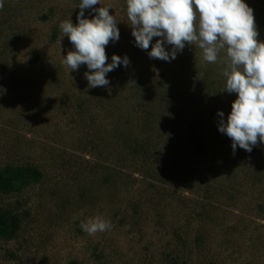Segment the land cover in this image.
<instances>
[{
	"label": "rangeland",
	"instance_id": "rangeland-1",
	"mask_svg": "<svg viewBox=\"0 0 264 264\" xmlns=\"http://www.w3.org/2000/svg\"><path fill=\"white\" fill-rule=\"evenodd\" d=\"M80 2L0 0V170L40 173L0 193L19 219L0 264H264V144L233 154L218 131L237 98L226 50L216 63L187 43L150 59L160 38L136 47L126 0H100L120 32L107 63L130 64L90 88L86 65L62 64L72 45L59 25L77 23ZM245 3L264 42V0ZM96 216L112 227L89 235L80 225Z\"/></svg>",
	"mask_w": 264,
	"mask_h": 264
},
{
	"label": "clouds",
	"instance_id": "clouds-1",
	"mask_svg": "<svg viewBox=\"0 0 264 264\" xmlns=\"http://www.w3.org/2000/svg\"><path fill=\"white\" fill-rule=\"evenodd\" d=\"M100 0H81L77 23L61 22L59 28L72 50L63 56L62 64L71 72L86 65L84 78L90 88L106 87L107 74L120 66L127 68L130 59L112 55L105 47L117 42L120 32L110 7L94 6ZM127 17L131 22L135 46L148 50L150 59L175 60L186 43L197 45L207 63H216L221 50H226V92L236 94L225 119L218 111V131L231 140L233 154L237 148L251 152L264 144V42L258 40L253 9L245 0H126ZM2 6V5H0ZM91 10L92 18L85 17ZM166 45L171 50H166ZM81 229L95 235L110 230L111 222L96 216L82 222Z\"/></svg>",
	"mask_w": 264,
	"mask_h": 264
},
{
	"label": "trees",
	"instance_id": "trees-1",
	"mask_svg": "<svg viewBox=\"0 0 264 264\" xmlns=\"http://www.w3.org/2000/svg\"><path fill=\"white\" fill-rule=\"evenodd\" d=\"M40 173L36 169L18 167L0 170V193H8L16 186L22 187L36 182ZM19 219L15 214L0 212V238L10 239L17 231Z\"/></svg>",
	"mask_w": 264,
	"mask_h": 264
}]
</instances>
